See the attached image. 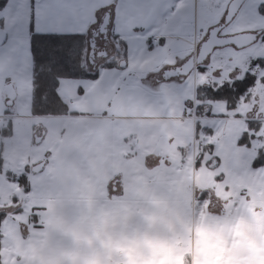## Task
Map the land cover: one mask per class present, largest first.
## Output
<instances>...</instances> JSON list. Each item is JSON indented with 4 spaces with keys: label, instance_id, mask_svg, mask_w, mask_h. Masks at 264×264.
<instances>
[{
    "label": "crops",
    "instance_id": "obj_1",
    "mask_svg": "<svg viewBox=\"0 0 264 264\" xmlns=\"http://www.w3.org/2000/svg\"><path fill=\"white\" fill-rule=\"evenodd\" d=\"M17 2L15 11L12 0L0 11L7 34L0 83L14 93L0 111L14 122L3 171L28 173L30 192L21 206L28 203L39 221L11 206L1 222L3 263L9 253L10 264H264V210H237L242 205L233 187L264 183V166L253 168L263 131L250 146L240 145L249 119L215 102L211 118L224 119L218 127L226 137L210 130L216 122L196 111L193 71L178 81L165 77L166 69L199 52L206 30L200 0ZM220 19L222 12L206 24ZM105 20L108 31L97 33ZM31 27L38 34L85 36L90 73L104 56L90 54L102 34L106 41L98 44L112 59L105 64L120 67L99 68L96 80L61 79L67 115L34 116ZM161 71L164 80L156 79ZM21 120L28 135L15 125ZM0 177L2 187L18 184Z\"/></svg>",
    "mask_w": 264,
    "mask_h": 264
},
{
    "label": "rangeland",
    "instance_id": "obj_2",
    "mask_svg": "<svg viewBox=\"0 0 264 264\" xmlns=\"http://www.w3.org/2000/svg\"><path fill=\"white\" fill-rule=\"evenodd\" d=\"M229 1L230 0H200V5H201L200 7V26L202 27V30H205L206 28L204 35H206V32H208V30L213 26V24H210L207 26L208 21L210 20L211 17L215 18L216 16L219 15V13L222 12V20L220 19L217 22H222V23L225 22V18H226L228 6H229ZM19 4L20 2H17V0H12V8L10 10L15 11V9L18 8ZM16 25H17L18 30H20L19 21L17 22ZM263 28H264V0H246L245 4H243L238 14L235 16L233 21L227 27L226 33L227 35H237V34H242V33L250 32V31H252V33L253 32L256 33L259 30H263ZM189 58L184 60L183 64ZM108 59H110V57L105 58V56H102V58H96L95 59L96 63L94 64V66H96L95 72H99L100 71L99 68H103L104 64L108 63L106 62ZM257 59H264V34L261 37H259L258 40L254 41L252 44H249L242 48H238L232 44L215 48L214 52L209 56L208 60L201 65H197L192 73L195 74V79L197 78V81H198V85L196 88L197 90L199 86L203 88L204 87L218 88L224 84H229L234 81L243 79L248 72L255 73L257 77L256 85L252 88V90H250L249 93L245 94L242 98L239 99V102L235 109L229 110L226 102H223V101H214V102L217 103L216 105L217 109L220 107H225L228 111H237V113H239L240 116L245 117L246 119H249V121L247 120L248 127L250 123H251L250 126L260 125L259 132L263 131L262 133L264 134V67H260L258 64H256ZM108 61H112V59ZM170 61L173 62L174 58L169 57V62ZM117 63L118 62H115L114 64L111 63L110 66L107 67L106 69H114L117 67L119 68L120 66L116 65ZM87 64L89 63L87 62V56H86L85 65L87 66ZM183 64L179 65L178 67L182 66ZM175 68L176 67L168 68L165 70V77L167 78V80L172 78L171 76H173V74L166 75L167 74L166 72L171 71L172 69H175ZM131 75L134 77V79H136L135 72H129L127 74V77ZM165 77H164V72L161 71V73H159L156 79L164 80ZM181 78H185V77L183 75H180L178 76V78H175V80L181 79ZM192 78L193 77L190 76V79L187 81V85H189L190 82H192ZM9 89L10 88L5 86V84L3 86V83H0V111L5 106L4 100L6 97L8 98L7 103H10ZM173 90H176V89H173ZM197 90H196V98L194 101V104L196 105L197 114L203 117H206V118L208 117L207 119L205 118V121L207 122L215 121L216 127L218 129L219 128L218 123L223 121L224 119L219 118L221 116H216L215 118H211L214 116V114L212 113V109L211 107H209L210 106L209 104L213 102L209 100L199 101L197 98ZM167 95H168V98L170 99V93L167 92ZM224 111L226 112V110ZM6 114L9 115L12 113H10L9 111ZM227 115H229V117H233V114L231 113H227ZM6 117L7 116H4V115L0 117V150H1L0 156H2V151H3V147H5L4 146L5 143L8 142L7 138H11L14 135V129H13V133L11 136L3 135L2 131L6 130L10 124H12L14 128V122H12L11 119H8ZM25 122H27V120H21L19 123L15 122V125L17 126V128H20L25 132V133L22 132L23 135H28L29 133L26 132V129L24 127ZM30 123L31 125L29 129L31 131L34 121H30ZM38 127L39 126H36V129H38ZM36 133H40V131L37 130L35 131V134ZM219 134H222L223 137H226V134L222 132H220ZM27 141H28V137L24 136V144H27ZM258 143L259 144L263 143L264 145V140H259ZM37 146H38L37 144L33 145V147H37ZM185 158L189 159L190 157L185 156ZM2 159L4 160V158ZM3 169H6L4 164H3ZM185 169L182 170V172L185 171ZM0 174L5 175L4 171L0 172ZM263 176H264V173H263ZM1 178L2 177H0V180H2ZM249 178L251 180V177ZM5 179L7 180L6 177ZM200 181L201 180L199 178V182ZM251 181H252V184L249 182V180H247L246 185H236V186L233 185V187H235L237 190V196H236L235 202H239L242 205V206L239 205L237 210L245 211L243 209V205H245L247 212L254 210L255 207H260L264 210V183L256 182L255 180H251ZM210 183L216 185V182L214 183L213 179ZM18 186H19L18 184H11V187L0 186V205H4L5 207L7 206V208L1 210L2 213L3 212L7 213V211L8 213L13 212L12 210L14 209L11 206H14L12 203V198L15 195L18 194V197L20 198L21 196L22 199L27 198V195H24L20 187ZM247 196L252 198L251 200L252 202H247L248 200L245 201L246 200L245 198ZM22 199L19 203L20 206L22 203ZM26 204H24V208L22 206L21 207L27 213H28V210L30 211V214L28 213L30 216V222L33 223L34 218L39 221V219L37 218V215L35 214L36 210L32 207L31 209H29L28 203ZM16 208H19V206H17ZM8 216H10V214ZM186 239L187 237L183 234L181 240L186 242ZM7 257L8 258L5 259V262L7 264H10L9 258L11 256L9 255V253L7 254ZM20 261H21V256H20Z\"/></svg>",
    "mask_w": 264,
    "mask_h": 264
},
{
    "label": "trees",
    "instance_id": "obj_3",
    "mask_svg": "<svg viewBox=\"0 0 264 264\" xmlns=\"http://www.w3.org/2000/svg\"><path fill=\"white\" fill-rule=\"evenodd\" d=\"M9 0H0V11L3 10ZM30 47L33 59V98L31 112L39 117H57L67 115L68 109L65 102L58 93L61 79H82L96 80L99 78V72L90 73L85 65L87 42L85 36L79 35H60V34H38L31 28ZM115 63V62H114ZM256 64L264 67V59H257ZM110 64H104L109 67ZM257 77L255 73L248 72L246 76L229 84H224L218 88L198 87L197 98L199 101H223L227 103L229 110L236 108L239 99L256 85ZM244 133L239 144L250 146L251 140L259 132L260 125L250 126ZM252 131V133H251ZM3 135L11 136L13 125L10 124ZM0 156V172L3 171L4 160ZM264 166V147L258 150L257 157L253 162V168ZM5 177L11 182L18 183L22 193L27 195L30 192V183L28 173L15 174L6 171ZM20 196V195H19ZM18 194L12 198L14 207L19 206L21 196L18 200ZM21 207V206H20ZM18 208L17 212L21 211ZM20 210V211H19ZM8 214L0 213L1 222ZM2 234L0 230V264L2 260Z\"/></svg>",
    "mask_w": 264,
    "mask_h": 264
},
{
    "label": "water",
    "instance_id": "obj_4",
    "mask_svg": "<svg viewBox=\"0 0 264 264\" xmlns=\"http://www.w3.org/2000/svg\"><path fill=\"white\" fill-rule=\"evenodd\" d=\"M246 0H232L231 3L228 6V11L227 15L225 18V23H231L235 16L238 14L239 10L243 6L244 2ZM108 21L105 20L104 23L102 24L100 28L101 33H106L108 30ZM222 27L216 28L211 35V39L204 42L201 47L199 48V52L197 55H193L190 57V59L185 62L182 66L177 67L175 69H172L167 72L166 75L173 74V76H186L189 75L197 65H201L205 63L209 56L214 52V49L217 47H222L226 45H234L238 48H242L244 46H247L249 44H252L254 41L257 40V34L256 33H242V34H237V35H230L227 37H219L217 34L215 36V33H218L221 30ZM264 32V28H263ZM98 34L95 35L93 39V43L90 45L91 47V56H95V46H96V37ZM7 40V34L3 29H0V46L3 45ZM106 56V54H105ZM171 76V77H173ZM9 99L10 103H12V100L14 99V93L12 89H9ZM43 164L39 165L38 169H35V171L40 172L39 170L41 169Z\"/></svg>",
    "mask_w": 264,
    "mask_h": 264
},
{
    "label": "flooded vegetation",
    "instance_id": "obj_5",
    "mask_svg": "<svg viewBox=\"0 0 264 264\" xmlns=\"http://www.w3.org/2000/svg\"><path fill=\"white\" fill-rule=\"evenodd\" d=\"M232 1V0H231ZM244 4H245V2H244ZM222 20V19H221ZM229 24L230 23H222V22H217L216 24H214L209 30H208V32H207V34L204 36V38H203V40H202V44L204 43V42H206V41H208V40H210L211 39V35H212V32L216 29V28H218V27H222L221 28V30L218 32V33H215V36H216V34L219 36V37H227V36H230V35H227V33H226V29H227V27L229 26ZM97 33H100V30H99V32H97ZM246 33H248V32H246ZM249 33H252V31H250ZM254 33V32H253ZM256 34H257V40L259 39V37H261L264 33H263V30H259L258 32H256ZM99 35V34H98ZM101 41V42H103V40L104 41H106V38L105 37H103L102 36V34H100L99 36H97V38H96V46H95V57L94 58H96V57H101L102 55H104L105 56V54L107 55V53H106V47L105 46H103V45H101V44H98V41ZM104 44H106V42H104ZM201 44V45H202ZM201 45H200V47H201ZM105 47V48H104ZM190 59V58H189ZM188 59V60H189ZM187 60V61H188ZM186 61V62H187ZM170 72H172V71H170ZM167 73V72H166Z\"/></svg>",
    "mask_w": 264,
    "mask_h": 264
},
{
    "label": "built area",
    "instance_id": "obj_6",
    "mask_svg": "<svg viewBox=\"0 0 264 264\" xmlns=\"http://www.w3.org/2000/svg\"><path fill=\"white\" fill-rule=\"evenodd\" d=\"M69 103H73V101H72V100H70V101H69ZM209 127H211V126L209 125ZM211 128H212L213 130H215V131L219 132V130L217 129V127H216V126H212Z\"/></svg>",
    "mask_w": 264,
    "mask_h": 264
}]
</instances>
